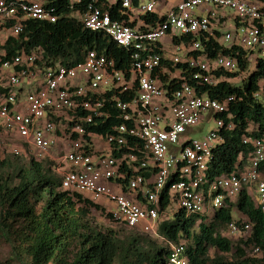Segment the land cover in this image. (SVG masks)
Listing matches in <instances>:
<instances>
[{
    "label": "built area",
    "instance_id": "2783aa9c",
    "mask_svg": "<svg viewBox=\"0 0 264 264\" xmlns=\"http://www.w3.org/2000/svg\"><path fill=\"white\" fill-rule=\"evenodd\" d=\"M79 3L69 0V9ZM167 3L89 0L83 12L73 10L83 28L127 53L129 67L120 70L95 50L74 65L44 59L40 47L7 50V39L22 33L24 21L54 23L57 15L48 0H0V143L13 156L50 161L61 191L81 195L109 221L154 238L160 222L174 214L210 218L243 188L264 213V139H243L253 150L240 173L209 176L224 127L215 115L225 103L198 95L195 87L216 84L218 69L238 70L234 58L205 57L203 46L210 41L264 60V4ZM176 64L185 66L193 85L169 69ZM109 120L117 123L98 132ZM209 123L215 128L193 137ZM251 231L242 217L226 228L228 236ZM167 264H189L184 243L170 244Z\"/></svg>",
    "mask_w": 264,
    "mask_h": 264
},
{
    "label": "trees",
    "instance_id": "16d2710c",
    "mask_svg": "<svg viewBox=\"0 0 264 264\" xmlns=\"http://www.w3.org/2000/svg\"><path fill=\"white\" fill-rule=\"evenodd\" d=\"M48 1L56 9V21H24L22 33L7 39V50L40 47L44 59H58L63 65H74L86 51L95 50L112 58L117 69L129 67L123 49L83 28L70 15L73 10L83 12L89 0H80L73 10L69 0ZM253 1L264 4V0ZM205 45L206 58L223 55L238 64L235 72L215 71L216 84L195 86L198 95L225 103V111L215 115L224 127L219 132L221 143L212 151L208 175L238 174L253 150L243 139H264V60L250 58L241 47L225 48L214 41ZM168 67L181 82L193 85L183 64ZM114 123L116 120H109L97 131L103 133ZM259 171L264 175V162ZM59 186V178L42 162L30 158L23 163L17 158L0 161V242L10 248V258L2 264H167L170 244L182 243L189 264H264V213L253 204L246 188L235 200L225 199L210 218L174 214L160 222L159 238H154L122 224L121 232L98 229L91 213L101 211L100 207ZM233 209L252 227L249 236L236 242L226 234ZM254 249L258 252L251 255L249 251Z\"/></svg>",
    "mask_w": 264,
    "mask_h": 264
},
{
    "label": "rangeland",
    "instance_id": "374dc122",
    "mask_svg": "<svg viewBox=\"0 0 264 264\" xmlns=\"http://www.w3.org/2000/svg\"><path fill=\"white\" fill-rule=\"evenodd\" d=\"M167 1H168L167 4L170 5V4L175 3L177 0H167ZM71 16H74V15L71 14ZM229 25L232 27V21H229ZM177 56L180 57V58L182 57V55L180 53L177 54ZM201 128H203L202 131L200 133H196L195 136H193V137H200L201 135L206 134L210 130L214 129L215 125L213 123L204 124V126H201ZM7 152H8L7 151V147L4 144L0 143V161L4 160V159H7V158H17L20 163H23V162L27 161V159H28V157L13 156V155H11V154H9ZM47 162L50 163V161H44L42 163H44V164H46L48 166ZM252 200H253V204L256 205L257 202H256V199H255L254 196L252 197ZM231 215H232V219L236 220V221L240 220L241 217H242L234 209L232 210ZM91 218L93 220V224L100 230L111 229V230H114V231L121 232V230L123 229L122 227H120V225L110 222L107 219V217H105L104 212H102V211H97V210L92 211ZM245 236H246L245 234H240V235H237V236H229L230 237L229 239L231 241H233V242H236V241H238L240 239L242 240L243 238H245ZM157 241L163 244V241H160V239L159 240L157 239ZM249 253L251 255L255 254L252 250L249 251ZM9 258H10L9 245L7 243L0 242V263L1 264L4 263Z\"/></svg>",
    "mask_w": 264,
    "mask_h": 264
}]
</instances>
